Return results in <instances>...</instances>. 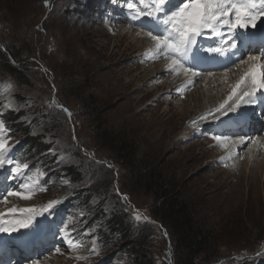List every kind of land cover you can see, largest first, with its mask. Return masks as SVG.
I'll list each match as a JSON object with an SVG mask.
<instances>
[{
    "label": "rangeland",
    "instance_id": "obj_1",
    "mask_svg": "<svg viewBox=\"0 0 264 264\" xmlns=\"http://www.w3.org/2000/svg\"><path fill=\"white\" fill-rule=\"evenodd\" d=\"M122 1L0 0V52L6 55L0 58V120L8 147H18L14 155L8 152L14 165L0 167L5 187L0 225L31 215L22 212L25 208L40 211L59 201L35 215L29 229L13 233L18 239L37 235L34 253L22 264H139L137 253L154 264H176L173 235L161 222L169 196L185 203L195 220L219 231L195 264H264V108L257 115L261 123L248 127L256 133L239 137L224 135L223 121L250 114V105L234 113H210L231 93L232 85L225 86L222 78H232L250 63H238L249 55L263 58L262 45L248 51L249 30L239 34L236 49L193 53L197 66L215 57L225 64L243 43L244 52L227 70L198 66L193 68L201 73L197 77L182 67L171 71L172 57L154 60L140 49L141 38L134 41L137 32L146 37L153 28L121 21ZM180 3L171 0L168 11ZM142 5L146 8L149 0ZM121 7L127 18L141 19ZM9 65L21 71L23 81L9 73ZM205 81L210 97L202 88ZM27 131L50 148L44 158L22 148ZM215 135L231 139L217 142ZM241 137L254 143L229 154ZM69 168L77 169L74 181ZM8 191L31 198L8 196L5 203ZM119 217L129 235L113 229ZM11 242L14 255L20 250Z\"/></svg>",
    "mask_w": 264,
    "mask_h": 264
},
{
    "label": "snow or ice",
    "instance_id": "obj_2",
    "mask_svg": "<svg viewBox=\"0 0 264 264\" xmlns=\"http://www.w3.org/2000/svg\"><path fill=\"white\" fill-rule=\"evenodd\" d=\"M171 0H149L148 7L137 10V3L126 0V7L131 10L136 18L148 17L160 27L161 31L153 34L148 29V35L155 45V50L159 58L172 57L170 70H175L176 66L182 67L185 74L192 77L200 76L201 73L194 71L190 66V57L197 49V45L202 40H210L219 37L223 44H229L233 49L237 48L240 33H248L249 30L256 31L258 24H264V0H181V3L170 12L167 4ZM207 53L222 54L220 46L203 49ZM260 61L257 55H249L247 60H240L238 63H248ZM186 65V66H185ZM194 83V81H193ZM264 96V63L253 64L232 86L231 93L226 101L221 104L216 112L235 111L241 108V103L255 106L259 102V96ZM248 98V99H245ZM230 103L232 107H229ZM65 111H67L65 109ZM70 115V113H69ZM7 131L4 122L0 120V167L13 166L14 161L8 156L10 149L8 142L2 136ZM217 142L230 140L231 137L215 135ZM240 144L254 143V141L239 138ZM242 158V157H234ZM27 167V164L24 165ZM8 196H16L28 200L31 197L20 191H8L4 202L7 203ZM59 201H52L47 206L37 211L34 208H25L24 213L31 215L8 221L0 225V233H21L31 227L35 215H44L54 208ZM16 209H11V213H16ZM140 219V217H136Z\"/></svg>",
    "mask_w": 264,
    "mask_h": 264
},
{
    "label": "bare ground",
    "instance_id": "obj_3",
    "mask_svg": "<svg viewBox=\"0 0 264 264\" xmlns=\"http://www.w3.org/2000/svg\"><path fill=\"white\" fill-rule=\"evenodd\" d=\"M142 1L143 0H140V3H138L137 4V10H143L144 9V6L142 5ZM132 2L133 3H137V0H132ZM120 3V2H119ZM124 2L122 1L121 3H120V7H119V9H120V13L122 14L121 16H119L120 17V19H121V21H124V22H128V23H130V24H136V23H139V24H144V25H147V24H151V27L153 28V30L152 31H155L156 33H159L160 31H161V29H160V27L159 26H157L156 24H155V22L154 21H150L149 20V18L148 17H141V19L138 21V22H135V21H133L132 20V18L130 19V17L129 18H127V16L125 15V14H123L121 11H122V5H124V8L126 7V1H125V3L123 4ZM140 7H142V9L140 8ZM147 7H148V5H147ZM133 14V13H132ZM131 14V15H132ZM260 27V28H259ZM258 28L260 29L259 31V33L258 34H253V31L251 32V35H253L251 38H249V40H248V42H249V47L250 48H248V51L251 53V52H253V50H254V47L256 46V45H258V44H262V47L260 48L261 50H262V53H264V24H258ZM121 32H122V34L123 35H127L126 34V32L123 30V29H121L120 30ZM144 33H142V32H137L136 33V35H135V37L134 36H132V38H134V41H136V39H138L139 40V38H141L142 39V41H143V43H145V44H143V47H140V49H143V50H145V52H146V56H152V57H154V60L156 59V60H159V54L156 52V50H155V45H154V42L152 41V39H151V37L150 36H147L146 35V37H144ZM146 39V42L144 41V39ZM213 40H214V42L212 43V44H210V45H208V44H205V43H203L202 41H200L199 43H198V45H197V49H195V50H197V51H202L203 53L205 52L204 50H203V47H217V46H220V47H222V49L223 50H230V46H229V44H223L222 42H221V44H218V43H216V41L218 40V41H220V38L219 37H214L213 38ZM238 47H239V51H237V52H235V53H233V54H231V56L229 55V58L232 60L231 62H228V63H226L227 61H229V60H227L225 63L226 64H222L221 62H218L217 61V59H216V57H215V59H213V60H210V61H208V62H204V63H202V64H199L198 66L200 67L199 68V70H203V71H210V72H212V71H222V70H227L228 68H230L233 64H236V58H235V55L236 56H239V54H241V52H244V50H245V48H244V46H243V43H241V45H238ZM247 47V46H246ZM245 54L246 53H244V55L243 56H245ZM242 56V57H243ZM241 57V56H240ZM167 58H169V57H167ZM171 58V57H170ZM169 58V59H170ZM172 59V58H171ZM190 59H192V60H195V58H194V56L193 57H190ZM243 59V58H242ZM191 60V61H192ZM218 62V64L217 63H215V62ZM195 61H192V63H194ZM190 63V62H189ZM192 63H190V66L192 65ZM256 64V65H259V64H261V63H264V57L263 58H260V61H257V62H250V63H248V64H246V65H244V66H241L240 68H238V70L236 71V73L234 74V76H232V78H230V79H228V78H226V77H224V78H222V83L225 85V86H227V85H232V86H234L236 83H237V81L240 79V77L250 68V67H252L253 66V64ZM171 65V64H170ZM170 65H168V68H169V66ZM157 66V65H156ZM160 66V65H159ZM162 66V65H161ZM166 66V65H165ZM186 66V65H185ZM194 66H196V67H198L197 65H195L194 64ZM163 67V66H162ZM167 67V66H166ZM165 67V68H166ZM192 67V66H191ZM153 68H155V66L153 67ZM167 68V69H168ZM175 68H180V67H175ZM177 70V69H176ZM182 70H183V68H182ZM160 71V70H159ZM161 71H165V69H161ZM171 71H173V70H171ZM178 71V70H177ZM180 71V70H179ZM165 72H167V74L168 75H170V76H172L171 74H172V72H169V71H165ZM176 73V72H175ZM174 73V74H175ZM164 74H166V73H164ZM166 74V75H167ZM159 75V74H158ZM186 76V75H185ZM189 76V75H188ZM193 80V79H192ZM172 81V80H171ZM181 81V80H180ZM164 82V81H163ZM161 83L162 85H161V87H163V85H164V83ZM218 82H219V80L218 81H216V83L215 84H218ZM221 82V81H220ZM185 83V82H184ZM183 83V84H184ZM190 84V83H189ZM195 84V81H194V83L193 82H191V85L193 86ZM221 84V83H220ZM167 85V84H166ZM176 85V84H175ZM185 85V84H184ZM177 88V87H176ZM175 88V89H176ZM202 88H206L205 89V91L207 92V95L210 97L211 96V93L209 94V83L207 82V81H205V83H204V86L202 87ZM164 89V88H163ZM174 89V90H175ZM226 89H227V87H226ZM172 90V89H171ZM170 89L168 90V92H172ZM228 91V90H227ZM182 92H183V90H182ZM225 94V93H224ZM229 94V93H228ZM258 96H259V99H260V101L257 103L258 104V106H251L250 105V108L253 110V111H251L250 112V114L249 113H246V114H243L242 116H231V117H229V118H232V120H231V122H226V121H223V122H225L226 124L225 125H227V126H222L221 128H222V130L223 131H226V132H224V135H231V136H238L239 137V135H250L251 133L252 134H254V133H256V129H255V131H252V129H248V127H250L251 125L253 126V127H256L259 123H261V122H259V117L257 116V115H259L260 113H259V111H262L263 110V108H264V96H261L260 94H257ZM212 98H213V96H212ZM215 99V98H214ZM245 99H248V98H245ZM198 100V99H197ZM186 102V101H185ZM194 102V101H193ZM196 102V101H195ZM225 102V101H224ZM223 102V103H224ZM219 104V103H218ZM221 104V103H220ZM219 104V105H220ZM256 104V105H257ZM243 105H245L243 102L241 103V106H243ZM216 107H214L212 110H211V112L210 113H216V114H220V113H217L216 112V109L219 107V106H217V104L215 105ZM185 107V106H184ZM229 107H232V104L230 103V105H229ZM171 109V108H170ZM239 110V109H238ZM256 111H258V112H256ZM208 112V111H207ZM227 113H234V111H227ZM258 117V118H257ZM203 118H204V116H203ZM202 118V120H201V122H203L204 121V119ZM229 118H226V119H229ZM246 124H249V125H247V127H246ZM186 131H188V128L185 130V133H186ZM258 132V131H257ZM257 135V134H256ZM245 145L246 144H243V145H241L240 144V142L239 143H237V144H232V145H230V148L228 149L229 150V154H230V152L231 153H233V151H236V150H239L241 147H245ZM226 146L227 147H229V143L227 142L226 143ZM12 150V149H11ZM10 150V151H11ZM9 154L10 153H8V156H9ZM13 155V154H12ZM232 158V157H231ZM3 171H4V169H3ZM3 171L1 170V173H3ZM0 173V174H1ZM0 179H1V176H0ZM3 181V180H2ZM3 184V182H1L0 183V192H3L4 190V184ZM1 194L2 193H0V196H1ZM2 217L0 216V219H1ZM37 235L36 234H32V233H28V234H26L25 236H23L21 239H19V240H17V241H15V243L18 245V247L19 248H17L16 250H20L19 252H16L15 254L17 255V257H14L13 258V256L15 255H11L10 254V250L8 249V245L7 244H4V242H5V240L3 239V234H0V262H2V260L1 259H3V257H4V260H3V263H5V262H7L8 264H22V261L25 259V256L27 257L28 256V254L30 253L29 251L31 250V248H32V246H34V243H35V237H36ZM8 237L10 238V239H12V236L11 235H8ZM6 242H8V241H6ZM15 244V247L14 248H16L17 247V245ZM32 253H34V252H32Z\"/></svg>",
    "mask_w": 264,
    "mask_h": 264
},
{
    "label": "trees",
    "instance_id": "obj_4",
    "mask_svg": "<svg viewBox=\"0 0 264 264\" xmlns=\"http://www.w3.org/2000/svg\"><path fill=\"white\" fill-rule=\"evenodd\" d=\"M0 58H6V55L0 52ZM8 71L13 77L21 78L19 77L21 71L15 66L9 65ZM21 81H23V79ZM16 120L18 119L16 118ZM15 129H18V126H16ZM28 135V131L23 134L25 141L23 142L22 148H28L30 151H35L36 153H39L38 155H40L41 158H44L50 148L36 143L37 140H32V138H29ZM16 139L20 140L19 137ZM121 150L124 152L125 149ZM27 161L28 160H25L24 162ZM67 175L69 176L68 178H70V181H74L78 176L77 169L69 168ZM165 198L166 197H164V199ZM164 201H167L166 203H163L164 207L166 206V211L161 222L167 225L166 229L169 230V234L172 233L173 235V240L175 242L174 258L178 261L176 264H195V262L198 261L200 257L206 253V251H208L209 246L214 244L213 240L216 241L219 231L215 229L211 230L203 220H195L196 215L192 213L193 211L189 210L185 203L179 202L177 198L174 199L173 197L168 196V199ZM119 218L120 219L116 220L117 222L112 221L114 224L112 225L113 229L115 227L121 228L125 231L124 235H129L126 229L127 225H125L124 221L121 220L122 217ZM139 246H141V243H139ZM139 255L141 258L138 261L139 264H154L152 259L146 258L143 254L137 253V258Z\"/></svg>",
    "mask_w": 264,
    "mask_h": 264
}]
</instances>
